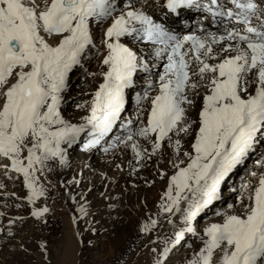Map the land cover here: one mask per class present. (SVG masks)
Here are the masks:
<instances>
[{
	"label": "snow or ice",
	"instance_id": "6c2138e0",
	"mask_svg": "<svg viewBox=\"0 0 264 264\" xmlns=\"http://www.w3.org/2000/svg\"><path fill=\"white\" fill-rule=\"evenodd\" d=\"M186 12L198 14L194 25ZM93 60L98 71L85 67ZM81 70L101 82L90 99L74 101L84 113L76 121L63 108L70 74ZM133 92L134 118L125 114ZM262 142L264 0H0V169L24 192L5 191L0 182L3 207L18 210L0 211V244L23 237L30 221L36 229L48 226L50 188L40 176L70 168L76 148L89 158L115 157L120 149L130 153L129 175L154 162L155 175L166 181L155 212L137 226L150 264H171L189 236L200 246L185 264H264V172L250 173L255 185H241L240 212L228 205L216 213L221 222L200 232L195 226ZM257 164L264 167V160ZM81 182L60 183L77 226L90 215L85 194L77 199L69 188ZM165 224L171 235L161 233ZM30 242L21 238L12 251L31 255ZM36 252L51 264L42 237ZM128 253L140 255L135 248ZM128 253L117 264H130Z\"/></svg>",
	"mask_w": 264,
	"mask_h": 264
},
{
	"label": "rangeland",
	"instance_id": "374dc122",
	"mask_svg": "<svg viewBox=\"0 0 264 264\" xmlns=\"http://www.w3.org/2000/svg\"><path fill=\"white\" fill-rule=\"evenodd\" d=\"M35 2L40 4L41 0H35ZM191 21H194L193 18ZM99 35L100 33L94 29V38L98 40ZM98 63L97 60H93L90 64H86L85 67L89 71H98ZM99 82H101L100 77H96L93 80L84 75L82 70L79 72L74 71L70 74V88L66 99V109L63 114L66 117L71 116L78 121L80 115L84 113L75 109L74 101L90 99V94L95 91ZM82 93H89V95H83ZM131 99L132 95L128 99L127 110L128 106L131 105ZM116 153H118V156L120 154L124 159L123 165L125 168L122 165L123 171L111 165L105 168H102L99 164L85 167L84 169L87 172H83L85 175L81 178L82 182L78 186H69L71 192L76 194L77 199H80L81 192L85 194L90 212V215L86 217L88 223H85L84 220H80L78 226L72 223V217L76 215L73 210L74 206L71 200L66 197L65 189L60 186L61 181H68L73 177L78 179V171L83 164L79 162H84L85 158V155L80 153L79 148L71 152L72 166L70 168H57L55 172L49 173L47 177L40 176V182L50 188L47 202L53 210V215L49 216L46 228L36 229L30 221L24 228L23 237L17 236L16 240H13L8 245L0 244V264H42L41 257L36 252V240L41 237L48 242L51 264H117L118 259L123 258V254L128 253L130 248H135L136 252L140 253L139 256L135 253H128L130 264H150L151 257L146 250H142L146 241L138 237L137 226L149 211L155 212L159 197L166 188V181L160 180L155 175L157 165L154 162H149V166L145 168L154 170V174L129 175L130 169H127V167L129 166L130 153L124 155L120 149H117ZM256 158L257 161L264 160V142L259 143L245 163L230 175L236 182L237 176L242 179V182L236 183L238 187L231 201V205L240 211L241 206L238 201L242 192L241 185L247 182L255 185L257 178L251 177L250 173L255 171L258 177L261 172H264V167L255 164L254 161L256 160L254 159ZM75 159H79L77 164L74 163ZM252 161L253 163L250 165L249 162ZM160 167H165L163 161H161ZM143 170L139 173L143 172ZM167 171L171 175V169L168 168ZM242 171L245 174H242ZM102 172L107 175V181L101 179L100 174ZM145 179L154 182L149 186L145 183ZM48 181H51L56 186L52 188ZM0 182L8 185L5 191H12L13 189L18 195H24L19 184L14 188L12 181L5 177L2 169H0ZM105 184L106 186L104 187ZM133 184H136L137 187L133 188ZM225 187L223 184L221 193ZM88 189H91V191L89 192ZM101 193L104 195L102 196ZM108 197L111 199H108ZM2 198L3 195L0 194V199ZM220 199H222V195ZM4 203L0 202V211H5L8 215L17 214L18 210L14 206L5 209L3 207ZM109 205L114 207L110 208ZM214 206L215 204L213 203L206 208L197 218L195 225L201 223L203 218L210 215L209 212L215 209ZM20 212L21 214H26L27 209L20 210ZM216 217V222H221L222 217ZM4 222L6 223L7 221L5 220ZM160 231L164 235H171V228L166 224ZM21 238L25 240L31 238V242L27 244L32 253L31 255L12 251L17 240ZM3 239V235L0 234V240ZM90 241L91 243H89ZM187 244H191V247H187ZM196 246L198 248L200 246L199 239L187 242L184 248L193 252ZM176 252L171 256V264H185L186 258L191 256L188 252L187 255L176 257ZM141 256L142 258H140Z\"/></svg>",
	"mask_w": 264,
	"mask_h": 264
},
{
	"label": "bare ground",
	"instance_id": "6f19581e",
	"mask_svg": "<svg viewBox=\"0 0 264 264\" xmlns=\"http://www.w3.org/2000/svg\"><path fill=\"white\" fill-rule=\"evenodd\" d=\"M156 15L159 16L160 18H164L163 17V12L160 11L159 9L156 11ZM184 18L187 20L188 19V22L189 24H193L196 22V19L198 18V14L197 13H194V12H186L183 14ZM193 18V22L191 21V19ZM171 17L168 18V23H171ZM132 99H131V105L128 106V110L126 111V115H132L133 118H134V115H135V111H136V107H135V103H134V97H135V93L133 92L132 94ZM66 109V104L64 105V108H63V111ZM69 117V116H68ZM77 121V120H76ZM262 151V150H261ZM130 155V154H129ZM83 159V158H82ZM256 161L255 164H257V158L254 159ZM79 159H75L74 160V163H78ZM114 161V163H113ZM123 157L119 154L118 156V153L115 154V157L111 154H109V156L107 158H102L101 155H95V156H92V157H88L87 155H85V158H84V162H79V163H83L81 165V167L79 168L80 170L78 171V174H80L81 172H87L86 169H84V165L85 164H89L90 166H93V165H96V164H99L102 168H105V167H108V166H115L116 164H120V165H123ZM253 161L252 162H249L250 165H252ZM126 165V164H125ZM124 166V165H123ZM254 166V165H253ZM125 168V166H124ZM127 169H129V166L127 167ZM147 171V173H146ZM155 171L152 170V169H144L143 172L139 173V174H154ZM242 174H245L243 171H242ZM15 175V174H14ZM85 175V174H83ZM82 175V177H83ZM78 179H81L82 177L80 175L77 176ZM237 178V182H242V179H239V176L236 177ZM105 181V180H104ZM107 181V180H106ZM236 181H234V178L232 179L231 176L225 181L224 183V186H226L224 188V190L222 191V199H219L217 201L214 202L215 206H214V210L210 211L209 214L210 215H206L207 217L203 218L201 223H198L196 226V229H197V232H200L205 226H207L208 224L210 223H214L216 222L217 220V215L216 213L218 211L220 212H224V211H228V205H231V201L233 199V195H234V192L236 191L238 185L236 184L237 183ZM106 183V182H105ZM106 186V184L104 185V187ZM88 188H89V185H88ZM18 189V188H17ZM13 191V189H12ZM15 191V190H14ZM225 198H224V197ZM0 202L3 203L5 202L4 200V197L2 199H0ZM7 202H10L11 204L13 203V201L11 199H9ZM9 203V204H10ZM217 206V207H216ZM236 211L239 212L240 210L237 209L235 207ZM216 217V218H215ZM219 220V219H218ZM219 222V221H217ZM198 239L197 237H193V236H189L187 241L185 242V244L187 242H190V241H193V240H196ZM185 246V245H184ZM184 246H181L177 252H176V257L178 256H184V255H187V253L189 252L190 254H192V251H189L187 249L184 248ZM184 248V249H183ZM198 247L196 246L195 247V250H197ZM145 257V256H144ZM175 257V258H176ZM142 258V256L140 257ZM174 258V257H173ZM142 260V259H141ZM144 260V258H143ZM172 260V259H171ZM140 262V261H139ZM142 263V262H141ZM143 264V263H142Z\"/></svg>",
	"mask_w": 264,
	"mask_h": 264
}]
</instances>
